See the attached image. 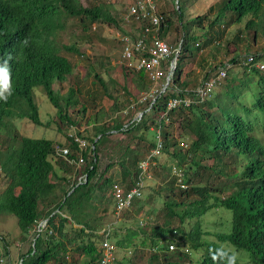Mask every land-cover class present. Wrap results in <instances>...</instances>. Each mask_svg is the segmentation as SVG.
Wrapping results in <instances>:
<instances>
[{
  "label": "trees",
  "instance_id": "1",
  "mask_svg": "<svg viewBox=\"0 0 264 264\" xmlns=\"http://www.w3.org/2000/svg\"><path fill=\"white\" fill-rule=\"evenodd\" d=\"M178 3L179 0L173 12L181 21L183 10ZM160 13L164 19L160 37L165 39L171 22L167 15ZM227 14H230L229 23L232 20L241 23L250 17L245 27L253 29V40L258 33L264 35V0H221L208 26L221 23ZM62 16L77 19L84 31L90 30V25L96 22L116 25L108 11L99 6L83 7L79 0H0V68L5 67L4 63L7 62L9 70L8 91L4 92L6 99H0V124L19 118L41 126L34 102L33 89L36 87L42 89L47 101L55 109L59 122L73 124L67 111L77 102L74 91L70 89L64 97H59L52 88L54 82H64L74 69V65L60 53L54 38ZM207 19V16H196L189 24L201 26ZM182 38L180 55L188 51V41H195V36L187 35V32ZM209 41L205 38L203 43L194 42V45L197 50H202L201 47H205ZM61 48L66 53L78 54L74 46L61 45ZM233 64L245 69L242 78L230 76L228 79V72L233 68L230 65ZM225 65H229L226 77L222 80L225 84L219 87L221 81L201 102L188 107L179 105L168 111L167 123L160 119L166 110L167 99L183 97L189 87L181 81L182 69L178 66L173 79L175 85L177 83L179 86L178 94L156 98L152 104L148 102L141 111V119L125 128L117 120L111 126L95 125L93 136L87 141L89 144L79 137L87 144L82 151H79L71 137H67L65 145L68 154L62 158L56 153L57 144L54 141L22 136L17 140V147L8 150L4 156L0 155V170L8 180L0 195V212L14 215L19 231L24 236L39 221H46L45 229L35 233L28 250L20 255V264L98 263L102 237L93 223V216L103 204L106 190L109 191L113 185V180L105 175L110 164L101 174L98 171L99 148L113 133L134 132L139 141L145 140L148 132L146 121L150 116L155 128L157 122L162 125L160 153H166L176 160V165H172L176 168L188 162L186 169L189 173L181 172L179 179L181 181L185 176L182 182L185 187L179 191V196L189 201L177 203L168 199L163 203L165 217L161 224L139 230L130 229L122 236L112 231L108 240L113 243L111 239L119 237L113 240L118 247L136 248V243L132 242L136 237L139 238L140 246L149 248L148 264H180L177 261L179 258H174L178 247H181L180 242L173 237L178 228H172L170 220L175 218L180 224L186 220H199L213 208L220 207L231 213L230 230L228 233H214L215 240L246 252L252 264H264V144L257 136L259 130H264V52L248 54L242 61L235 54L230 63L219 66ZM219 66H214L209 73ZM122 68L125 75L135 74L124 65ZM136 75L139 80L145 79L142 73ZM207 76L209 74L203 77ZM95 78L100 81L97 75ZM197 82L198 74H195L189 83L195 87ZM148 87V82H144V89ZM174 122L178 123L180 136L185 139L180 142L187 145L184 154L177 150L179 142L164 129ZM155 143L156 132L153 131L149 147L152 149ZM79 154L84 164L77 170L75 163ZM123 154L125 159L119 162V183L127 190L133 187L137 179L139 161L131 157L132 150L129 147H125ZM159 157L153 158L154 161ZM227 158L240 159L241 163L239 170L231 173L227 179L229 192L226 196H220L221 188L217 190L192 183L191 174L199 176L197 170H207L201 166L203 160L216 161L214 166L224 169L227 166L224 160ZM74 166L75 171L85 174V181L72 182L59 198L57 183L68 184ZM191 196L196 198L190 199ZM110 200L111 203L107 200V205H112L113 212L111 196ZM201 234L197 226L187 233L186 241L190 248L202 251L191 264H240L230 252L217 248L213 242L201 241ZM2 238L4 249L6 236L2 234ZM171 243L176 245L174 251L168 250ZM185 249L187 252H184ZM180 251L189 253L187 248H181ZM71 252L73 257L69 259L68 253ZM113 264L122 263L114 260Z\"/></svg>",
  "mask_w": 264,
  "mask_h": 264
},
{
  "label": "rangeland",
  "instance_id": "2",
  "mask_svg": "<svg viewBox=\"0 0 264 264\" xmlns=\"http://www.w3.org/2000/svg\"><path fill=\"white\" fill-rule=\"evenodd\" d=\"M130 1L114 0L112 3H107L106 0H79L83 7L99 6L108 11L115 19L116 25L96 22L90 25V30L84 31L77 19L67 16L60 18L58 24L60 28L55 32L54 38L60 53L74 65V69L64 82L56 81L52 88L59 97H64L70 89L74 91L77 102L67 111L73 124L60 123L55 114V109L47 101L42 89L36 87L33 89L34 102L38 108L41 126H35L29 120L19 118H13L10 122L6 121L4 124H0V155L4 156L8 150L17 147V140L22 136L52 140L59 149H68L65 143L66 138L70 135H77L88 143V138L93 136L95 125L111 126L114 124V120L123 125L135 114L143 111L148 102L140 101V99L147 94L148 89H144V82L147 81L146 79H137L136 73L124 74L120 48L113 37L115 29L126 30L130 28V25L122 23L125 8ZM152 1L158 11L163 12L170 19L171 26L167 30L165 39L171 47H177L182 42L183 34L186 32L187 35L195 36V41H188L186 44L188 51L182 52L177 61V66L180 70L182 69L181 81L188 84V89L193 88V83L189 82L192 81L195 74H198V79L205 74H210L209 72L214 66L230 63L235 54L242 61L248 54L264 52V35L258 33L253 40V29H246L245 27L246 21L251 19L250 17L241 23H234L233 20L229 23L230 14H227V18L221 23L213 27L208 26L215 17L217 6L221 0H179L178 4L182 6L183 10L181 21L173 12L176 8L175 0ZM196 16H207L208 19L204 20L201 26L189 24ZM205 38L210 39V41L205 47H201L202 50H197L194 44L196 42L198 44L203 43ZM61 45L74 46L78 54L66 53L62 50ZM230 66L233 68L228 72V79L230 76L242 78L245 69L241 65L233 64ZM193 72L194 74H192ZM95 75L99 77L100 81H97ZM224 84L225 81H222L219 87ZM176 86L179 87L177 83ZM150 117L146 121L148 132L145 134V140L139 141L134 132L131 134L113 133L108 137V141L98 151V171L100 174L106 165L110 164L111 167L105 175L120 182L121 168L119 162L125 159L123 154L125 147L132 150L131 157H136L139 162L148 155L151 150L149 142L153 140L155 129V125L151 122L152 116ZM164 129L179 144L180 141H185L180 136L177 122L171 126H165ZM257 136L264 144V130H259ZM177 150L181 154L186 152V149L181 148L180 145L177 146ZM224 161L227 166L222 169L221 166H214L216 161L203 160L201 166L206 167L207 170H197L199 176L191 174L192 183L210 186L217 190L221 188L220 196H226L229 192L226 184L227 179L231 173L239 170L238 166L241 162L240 159L234 158H227ZM176 163V160L162 152L156 161V166L150 168L151 179L144 181V188L140 197L135 199L130 208L118 218H115L112 212V205H107V200L111 203L107 189L103 204L93 216V223L99 229L98 233L106 225H111L113 231L122 236L130 229L139 230L147 226L161 224L165 217L162 211L165 201L168 199H173L177 203L189 201L179 196V191L185 187L182 184L185 176L179 181V178L170 171V166L176 165ZM187 164L188 162H185L184 166L178 167L182 173L187 171ZM218 171L221 172L218 173ZM187 172L189 173V171ZM80 175L81 173L75 171L74 166L73 173L69 177V183H57L56 193L59 198L72 182L77 181ZM7 183L8 180L0 170V195ZM194 198L196 197H190V199ZM230 221L231 213L220 207L213 208L199 220H186L183 224H180L175 218L170 220V226L178 228L173 237L181 244V247L177 249L179 252L177 251L174 258H179L177 261L180 264H191L202 254L200 249L193 251L186 241L187 233L193 231L194 227L197 226L202 233L201 241L213 242L217 248L230 252L240 264H252L246 252L235 250L230 244L215 240L214 233L229 232ZM36 231L37 224L32 227L27 236H24L19 231L16 217L0 212V233L6 236L3 255L0 258L5 261V264H20V255L28 250L35 233H37ZM118 239L119 237L111 239L114 247H116L115 262L122 264L149 263V248L148 246H140L138 244L139 238L135 237L132 241L136 243V248L134 246L118 247L113 241ZM181 248H187L189 253H180ZM71 257H73L72 252L68 253V258L71 259ZM49 264H53V262Z\"/></svg>",
  "mask_w": 264,
  "mask_h": 264
},
{
  "label": "built area",
  "instance_id": "3",
  "mask_svg": "<svg viewBox=\"0 0 264 264\" xmlns=\"http://www.w3.org/2000/svg\"><path fill=\"white\" fill-rule=\"evenodd\" d=\"M114 0H106L107 3H112ZM177 0H175V3ZM163 15L158 11L152 0H131L125 8V13L122 17V23L130 25L129 29H115L113 37L117 41L120 48V58L122 65L129 71L142 73L148 82L147 94L143 95L140 101L151 102V104L162 96L175 93L178 94L180 89L174 83L175 72L177 69V60L180 56L181 44L177 47H171L166 39L160 37V28L163 24ZM251 60V59H250ZM258 66V65H256ZM229 65L217 67L215 71L207 77H200L195 87L185 90L183 97H172L167 99L166 110L161 115L160 119L167 123L168 111L175 109L179 105L188 107L194 103L204 100L209 93L218 86V84L226 77V69ZM263 68V66H259ZM151 104L149 106H151ZM142 113L138 112L132 118L123 124L127 125L138 122L141 119ZM158 126L154 129L156 132L155 146L149 151L148 155L138 164V176L134 185L130 189H125L119 182L113 180V185L109 190V195L113 199L115 218H118L124 211L128 210L134 199L140 197L141 191L144 188V181L151 179L150 168L156 166L153 158L160 156L162 148L161 129L162 125L157 122ZM73 141L77 144L79 151L86 148L87 144L77 135H70ZM181 148L186 149L187 145L179 144ZM56 153L65 158L68 154V149H56ZM84 164L83 158L78 156L75 163L77 170ZM171 173L179 179L182 176L180 169L172 166ZM120 179V178H119ZM85 181V174L80 175L77 179L78 183ZM46 221L37 223V231L41 232L45 229ZM113 227L111 225L105 227L99 234L101 241L99 245L101 256L97 264H113L115 260L116 247L108 240ZM4 239L0 233V257L3 255ZM176 245L169 244L168 250L174 251ZM184 252H187L185 249ZM0 264H5V261L0 258Z\"/></svg>",
  "mask_w": 264,
  "mask_h": 264
},
{
  "label": "clouds",
  "instance_id": "4",
  "mask_svg": "<svg viewBox=\"0 0 264 264\" xmlns=\"http://www.w3.org/2000/svg\"><path fill=\"white\" fill-rule=\"evenodd\" d=\"M5 67L0 68V99H6L4 92L8 91L9 86V70L7 62L4 63Z\"/></svg>",
  "mask_w": 264,
  "mask_h": 264
},
{
  "label": "bare ground",
  "instance_id": "5",
  "mask_svg": "<svg viewBox=\"0 0 264 264\" xmlns=\"http://www.w3.org/2000/svg\"><path fill=\"white\" fill-rule=\"evenodd\" d=\"M75 127V126H74ZM72 128V127H71Z\"/></svg>",
  "mask_w": 264,
  "mask_h": 264
}]
</instances>
